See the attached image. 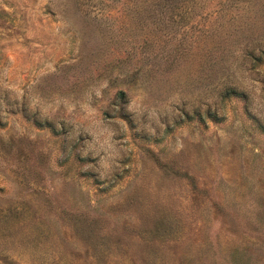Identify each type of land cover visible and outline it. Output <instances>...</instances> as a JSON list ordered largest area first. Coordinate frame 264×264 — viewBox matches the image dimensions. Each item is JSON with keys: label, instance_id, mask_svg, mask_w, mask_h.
Returning <instances> with one entry per match:
<instances>
[{"label": "rangeland", "instance_id": "1", "mask_svg": "<svg viewBox=\"0 0 264 264\" xmlns=\"http://www.w3.org/2000/svg\"><path fill=\"white\" fill-rule=\"evenodd\" d=\"M0 264H264V0H0Z\"/></svg>", "mask_w": 264, "mask_h": 264}]
</instances>
